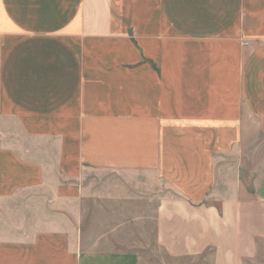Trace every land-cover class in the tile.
Masks as SVG:
<instances>
[{
    "label": "crops",
    "instance_id": "obj_1",
    "mask_svg": "<svg viewBox=\"0 0 264 264\" xmlns=\"http://www.w3.org/2000/svg\"><path fill=\"white\" fill-rule=\"evenodd\" d=\"M146 232L264 239V0H0V264H144L101 247Z\"/></svg>",
    "mask_w": 264,
    "mask_h": 264
},
{
    "label": "rangeland",
    "instance_id": "obj_2",
    "mask_svg": "<svg viewBox=\"0 0 264 264\" xmlns=\"http://www.w3.org/2000/svg\"><path fill=\"white\" fill-rule=\"evenodd\" d=\"M145 236V237H144ZM150 239V241H149ZM139 247H125L117 244L108 247H101L103 250H119V251H137L144 258V264H211V256L207 253L201 258L191 257H171L166 255L155 242V233L140 234L137 241ZM149 244V246H148ZM253 257L251 260H246L245 264H264V239L257 240L256 247L252 249Z\"/></svg>",
    "mask_w": 264,
    "mask_h": 264
}]
</instances>
